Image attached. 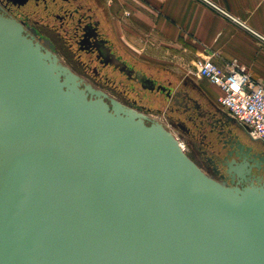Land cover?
<instances>
[{
    "label": "water",
    "instance_id": "1",
    "mask_svg": "<svg viewBox=\"0 0 264 264\" xmlns=\"http://www.w3.org/2000/svg\"><path fill=\"white\" fill-rule=\"evenodd\" d=\"M234 154L209 177L0 15V264H264V185Z\"/></svg>",
    "mask_w": 264,
    "mask_h": 264
},
{
    "label": "flooded vegetation",
    "instance_id": "2",
    "mask_svg": "<svg viewBox=\"0 0 264 264\" xmlns=\"http://www.w3.org/2000/svg\"><path fill=\"white\" fill-rule=\"evenodd\" d=\"M0 15L16 20L23 33L43 50L57 58L58 64L76 77L79 87L92 98H102L110 107L112 101L134 110L145 117L147 124L162 123L149 114L151 104L164 116L189 124L201 147L209 150L208 160L224 181L232 177L225 172L223 157L244 159L241 168L244 179L234 180L240 185H264V146L249 134L246 127L228 116L221 108L216 111L195 90L183 85H172L152 72L138 59L124 54L112 38L109 27L100 17V10L83 0H0ZM104 17V16H103ZM40 25L56 29L81 58L95 82L113 89H103L87 81L65 66L51 37ZM214 102V101H213ZM163 126V125H162ZM164 127V126H163ZM165 128V127H164ZM259 147V148H258Z\"/></svg>",
    "mask_w": 264,
    "mask_h": 264
},
{
    "label": "crops",
    "instance_id": "3",
    "mask_svg": "<svg viewBox=\"0 0 264 264\" xmlns=\"http://www.w3.org/2000/svg\"><path fill=\"white\" fill-rule=\"evenodd\" d=\"M118 2L133 10L136 29L150 35L156 52L173 68L181 60L190 71L197 62L211 58L221 67L234 63L264 84V0ZM201 80L200 88L209 89L210 98L217 102L219 88Z\"/></svg>",
    "mask_w": 264,
    "mask_h": 264
},
{
    "label": "rangeland",
    "instance_id": "4",
    "mask_svg": "<svg viewBox=\"0 0 264 264\" xmlns=\"http://www.w3.org/2000/svg\"><path fill=\"white\" fill-rule=\"evenodd\" d=\"M83 1L89 5H93L97 9L99 8L102 21L105 19L103 22L107 23L112 38L124 54L133 59H138L152 72L158 74L163 80L169 81L172 85H183L195 90L204 99L206 98V101L209 104H212L216 111L221 112L218 101L216 102L210 98L208 94L209 89L200 88L201 86L203 87L202 80L196 76L195 69L190 71L188 69L187 71L181 60L178 67L176 69L173 68L171 62H167L166 57L156 52L157 48L150 35H145L136 29V22L134 20L135 15L129 6L121 2V5L123 6L120 7L118 5L119 0ZM40 29L54 41L60 60L65 66L80 74L87 81L96 86L108 89L109 91L110 89H113L109 86L95 82L93 75L87 70L85 64L86 60L78 56L61 33H59L56 29L45 25H40ZM156 108H159V105L151 104L149 114L155 116L157 120H159L179 142L184 143V152L205 174L221 183H224L217 170L208 160V155L210 154L209 150L201 147L200 142L194 136V130L192 127L189 124L175 120L170 116L165 117L163 112L156 111ZM257 141L262 143L264 146L263 140L258 139ZM262 149L264 148L262 147Z\"/></svg>",
    "mask_w": 264,
    "mask_h": 264
},
{
    "label": "built area",
    "instance_id": "5",
    "mask_svg": "<svg viewBox=\"0 0 264 264\" xmlns=\"http://www.w3.org/2000/svg\"><path fill=\"white\" fill-rule=\"evenodd\" d=\"M195 74L219 88L218 105L228 116L246 127L254 139L264 141V84L234 63L221 67L211 58L197 62ZM178 143L184 151V143Z\"/></svg>",
    "mask_w": 264,
    "mask_h": 264
},
{
    "label": "bare ground",
    "instance_id": "6",
    "mask_svg": "<svg viewBox=\"0 0 264 264\" xmlns=\"http://www.w3.org/2000/svg\"><path fill=\"white\" fill-rule=\"evenodd\" d=\"M252 137V136H251Z\"/></svg>",
    "mask_w": 264,
    "mask_h": 264
}]
</instances>
